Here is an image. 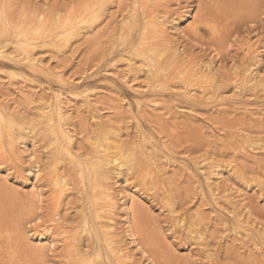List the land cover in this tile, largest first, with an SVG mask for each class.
<instances>
[{"label":"bare ground","instance_id":"1","mask_svg":"<svg viewBox=\"0 0 264 264\" xmlns=\"http://www.w3.org/2000/svg\"><path fill=\"white\" fill-rule=\"evenodd\" d=\"M49 1L47 9H38L34 13L24 5L16 18L11 15L9 9H12L11 6H16L18 0H0V39L5 35L11 36L10 39L0 40V56L16 62L24 61L33 69L41 70L49 76L59 77L60 82L64 84L68 82V79L63 76L62 70L53 69L46 63L42 54L39 55L40 48H47L53 51V54L55 52L60 55L74 48L75 42L79 39L83 40V37H86L84 40L97 37L96 28L102 24L101 20L105 13L116 0H51L50 3ZM181 1L183 0H175L174 3H171V0L118 1L117 4L123 16L120 20L122 30L126 31L123 36L127 38L134 30H138V27H142L139 29V36L130 46V51L124 55L128 71H146L148 78L158 86L172 75L179 76L186 83L183 94L192 99L197 97L195 89H200L199 94L207 99L210 98L209 100L224 97L225 92L219 90L220 73L210 64L199 65L193 61L194 65L192 62V65L187 68H174L182 62L179 52L182 45L176 46L177 34L189 36L197 29V22L198 20L201 22L203 17V24L213 29V38L219 37L220 26L226 25L222 24L224 16H227L226 20H229V16L237 15L238 12L243 14L246 11L253 19L263 8L264 5L259 6L264 4V0H243L244 5L240 6V9L238 6L228 7L227 11H223V7L219 4L224 0H213L200 19L191 7L190 10L186 9L185 16H182L184 19L193 17L189 22L188 30L180 28L179 18L170 20V6L174 4L173 6L180 7ZM239 1L242 2V0ZM225 2L231 6L229 2H236V0H225ZM23 3L27 4L24 0ZM139 12L142 14L138 15ZM172 35L175 37L172 38ZM223 41L216 43L223 46ZM218 47L215 46L219 49ZM242 48L247 51L248 59L251 60L245 65L242 74L237 72L240 70L239 65H234L237 83L235 87L243 85L246 91L261 87L259 91H263L264 77L260 75V62L264 61L262 58L264 48L259 50V47L254 45H246ZM137 61H140L139 67L135 66ZM168 63L171 64L170 68ZM173 69L180 70L171 74ZM185 71L190 73L184 75ZM127 76V73L122 74V77ZM13 78L15 76L12 73L10 79L13 80ZM93 92L85 91L83 101L59 92L41 97L36 105V113L31 118L20 109L11 111L8 107L9 111L5 113L3 111L6 109L0 104V188L7 184L10 188L8 192L17 195V197L13 196L16 201L26 204L31 200L34 204L33 207L27 204L25 209L15 211L12 209L10 213L0 204V264H61V262L66 264H144V261L146 264H165L167 249L164 250L166 253L158 251L161 249V244L158 245L161 240L155 245L154 243L160 237H157L156 232L152 230L148 233L150 224L142 223L147 214L145 210H148L144 207L143 201L148 198V195L155 196L149 191H155L156 194L160 191L163 194L164 206L166 203L170 204L169 213L173 229L176 227L184 229L194 242H200L204 248L206 247L205 231L198 226L202 221L201 217H204L203 211L195 213L189 220L185 213L176 212L173 182L178 180L177 174L180 173L172 172L171 174L167 167L161 166L159 160L161 161L165 156L161 148L165 143L158 142L159 140L153 138L150 133L143 131L145 129L142 130L138 123L135 139L125 142L129 132L125 133L121 124L113 117L103 118L97 113L100 108L95 107L98 99L91 98ZM21 93L28 94L25 90H21ZM151 99L152 102H156L153 98ZM27 102L30 103L33 100H27ZM81 102L84 104L79 105ZM121 106L124 105L118 103L114 111ZM80 108L86 112L84 117ZM166 109V113L172 114L171 121L176 126L175 129L181 124L188 126L186 121H177L175 111L170 105H167ZM117 113L121 114L122 111L119 110ZM171 116L166 120H170ZM248 116L254 122L262 123L263 121L262 118L254 117L253 114ZM133 118L137 119L136 116ZM79 119H89L96 128V130H90L89 137L85 138L89 155L79 151L83 144H77L75 130L77 123L80 122ZM238 123L240 124L239 121ZM238 123L236 120L235 124L238 125ZM245 124L238 126L239 129L248 128L245 127L248 124ZM259 131L264 133V129ZM210 132L212 135L216 134L215 131ZM24 133L27 135L24 136ZM195 134L197 136V133ZM3 135H6V138ZM206 140L210 144L211 140ZM228 144L232 145L231 147L236 151L249 154L255 149L264 151V134L256 140L250 135L235 133L229 137ZM210 151L208 150L207 156L202 157L197 163L204 174L211 195L218 201L217 204L220 200H225L230 204L240 205L243 198H240V193L237 194L233 185L227 183L230 177L234 176V170L238 164L230 161L226 167L222 168V163L215 158V155L214 157L210 155ZM45 156L48 162L43 164ZM165 157L167 159V156ZM169 158L173 159L171 156ZM173 162H175L174 159ZM60 164H63L64 168L67 166L70 170H63L62 166L59 167ZM11 169L14 171L11 172ZM136 169H140L141 175L135 174ZM17 170H20V174ZM73 170L77 175L72 176V172L70 174ZM127 170L134 171L132 173L134 176L142 177L140 180H143V189L138 185V187L129 185L126 179L121 180L120 177L113 181V173L121 175ZM184 170H189L188 177L190 175L193 178L197 177L188 167ZM226 172L230 177L229 175L228 178L224 177ZM72 177L79 178L77 180L79 184H75L74 187ZM84 178L89 183L90 193L86 196L91 208L90 214L85 213L82 203L80 204L82 209L79 212L82 219L67 224L61 214L60 205L54 209L51 206L55 202L61 203L68 191L73 192V188L78 194H82L81 186L86 185ZM25 186L30 188L25 190ZM78 187H80L79 190ZM48 188L51 198L45 195ZM82 198L83 196L80 200ZM234 216L262 233L263 227L259 223L246 219V213H242V210L235 211ZM121 220L123 223L120 222ZM243 232L238 231L237 236L243 239ZM84 236L90 239L91 252H85L80 247V238ZM253 245L257 249H262L256 242H253Z\"/></svg>","mask_w":264,"mask_h":264},{"label":"rangeland","instance_id":"2","mask_svg":"<svg viewBox=\"0 0 264 264\" xmlns=\"http://www.w3.org/2000/svg\"><path fill=\"white\" fill-rule=\"evenodd\" d=\"M24 1L27 4H24L23 0H18L16 6H11L12 9H9V11L12 16L18 18L19 10L24 8V5L33 10L32 13L38 9L48 8V0ZM118 1L116 0L115 4L108 9L103 20H101L102 24L96 28L97 37L94 36L90 40H84L86 37H83V40L79 39L80 41L75 42L74 48L60 55L55 52L53 54V51L47 48H40L39 55L42 54L51 68L58 71L62 70L63 76L68 79V82H66L68 84L60 82L59 77L49 76L41 70L33 69L24 61L23 63L16 62L10 58L0 56V104L6 109L3 112L7 113L9 109L11 111L20 109L31 118L36 113V105L41 97L59 92L70 95V98H75L78 101L82 99L83 101L85 91L88 93L94 91L91 98L98 99L95 107H99L100 110L97 113L101 114L103 118L113 117L116 122L121 124L125 133L129 132L125 142L135 139V130L138 123L141 125L142 130L145 129L143 131L150 133L153 138L159 140L158 142L162 143L163 141L165 143L161 148V152L167 156V159L164 156L159 162L162 167H167L171 174L172 172L180 173L179 175L176 173L179 177L177 181L173 182L176 194V212H179V214L185 213L188 217L187 220H189L195 213L198 214L203 211L204 217H201L202 221L198 226L206 234L205 248L200 242L196 243L188 237L187 231L184 229H179L180 227L173 229L171 214L169 213L170 204L166 203L164 206L163 194L159 190L157 194L155 191H149L155 196L148 195L143 204L145 208L151 211L145 210V213H147L143 219L145 221L142 222L141 218L140 221L143 224L144 222L150 224L148 233L152 230L157 233H155L157 237H160L156 239L154 245L161 240L158 243V245L161 244V249H158V251L162 253L167 251L165 264H264V151L255 149L253 153L249 154L236 151L231 147L232 145L228 144L229 137L235 133L250 135L256 140L264 134L263 131H259L264 129V90L259 91L261 89L259 87L246 91L243 85L235 87L237 83L234 73L235 64L239 65L240 68L237 72L242 74L245 65L251 60L248 59V53L242 46L254 45L259 47V50L264 48V6L253 19L249 17L250 15L246 11L243 14L237 11V15L229 16V20H226L227 16H224L222 24L226 25L223 27L219 25L221 35L216 38H213V29L203 24V17L201 22L198 20L197 29L191 32L189 36H183L182 33L177 34L176 46L182 45L179 48L182 62L180 65H175L174 68H187L194 61L199 65L208 63L220 73L218 76L219 90L225 92L224 97L209 100L210 98L207 99L204 95L199 94L200 89L194 90L197 91L195 92L197 97L194 99L184 95L183 91L186 83L179 76L174 77L172 75L167 81L164 80L160 83L161 86H158V84L152 83L146 71H128L124 55L130 51V46L139 36V29L142 27H138V30H134L127 38L123 36L126 31L122 30L120 20L123 16L120 11L121 8L117 4ZM174 1L171 0V3H174ZM212 1L183 0L181 5L179 4L180 7L172 4L169 8V11H171L170 20L174 21L179 18L181 21L180 28L188 30L189 22L193 17L182 18V16H185L184 11L186 9L190 10L189 8L192 7L200 19L202 14L207 12V7ZM242 2L239 0L229 2L231 5L229 6L224 0L219 4L220 7H223V11H227L228 7L238 6L240 9V6L244 5L243 0ZM262 5L264 4L259 7H262ZM182 7L185 10L180 9ZM141 14V12L138 13V15ZM174 37L175 35H172V38ZM10 38L11 36L5 35L0 40ZM220 41H223V46L217 45ZM215 46H219V49ZM262 58L264 59V56ZM260 63V75L264 77V61ZM168 64L170 68L171 64ZM139 65L140 61H137L135 66L139 67ZM179 70L173 69L170 73L175 74ZM12 73L15 76L13 80L10 79ZM123 73H127L128 76L122 77ZM189 73V71H185L183 74ZM127 81L130 82L127 83ZM21 90L27 91L28 94H22ZM151 98L156 102H152ZM27 100H33V102L29 103ZM118 103L124 106L114 111ZM82 104L84 103H79V105ZM167 105H170L175 111L177 121H186L188 126L179 123L181 125L175 129L176 126L171 121L173 120L172 114L166 113ZM80 109L84 117L86 112L83 108ZM119 110L122 111L121 114L117 113ZM249 114H253L257 119L262 118V123L250 120ZM134 116L137 117V121L134 120ZM170 116L171 119L166 120ZM241 117H245L243 122ZM236 120L240 124L236 125ZM79 121L75 130L77 144L84 145L79 148V151L86 152L85 155H89V151L85 146L87 142L85 138L89 137L90 130H96V128L89 119H79ZM242 123L248 128L240 130L238 126ZM210 131H215L216 134L212 135ZM28 133L31 135L30 131ZM25 135L27 134L24 133ZM3 137L6 138V135H3ZM206 139L211 140L212 144L211 142L209 144ZM195 145L203 149L195 148L197 147ZM207 149L215 152L210 151L209 153L213 157L215 155V158L222 163V168L226 167L230 161H235L238 164L236 170H234V176L230 177L229 173L226 172L224 177L228 178L229 175L230 180L227 183L233 185L237 194L240 193V198H243L240 205H233L225 200H220V203L217 204L218 201L211 195L204 174L197 163L202 157L207 156ZM170 156L175 162L169 158ZM40 157L42 158V156ZM46 162H48L47 156L44 157L43 164H46ZM60 166L63 170H70L67 166L64 168L63 164H60ZM187 167L195 173L196 178L191 175L187 176L189 170H184ZM13 171L11 169V172ZM17 173L20 174V170H17ZM132 173L134 171L131 170H127L121 175H114L113 173L112 179L114 181V179L120 177L121 180L126 179L129 185H138L139 188L143 189V180H140L142 177L137 176L138 174L141 175L140 169H136L135 174L137 175L135 176L137 177ZM70 174L72 176L77 175L75 170L70 171ZM76 178L72 177V181L74 180L73 187L79 182H77L79 178ZM8 187L5 184V187L0 188V204L4 209L10 213L12 209L14 211L25 209L27 204L33 207L34 204L31 200L29 202L26 200V204L16 201L13 196L17 197V195L8 192V189H10ZM25 187V190L30 188ZM79 189L80 187H78ZM72 191L73 194L67 192L61 203L53 202L54 204L51 206L54 209V207L60 205L61 214L67 224L82 219L79 213L82 209L80 204H84V211L87 214H90L91 209L86 196L90 193L88 180H86L85 186H81L80 191L82 194H78L74 188ZM199 191L204 192V196H201L203 194ZM45 195L47 198L52 197L49 188ZM81 195L83 196L82 200H80ZM237 210L246 213V219L259 223L263 227L262 233L257 228L237 220L234 216ZM120 222L123 223L122 220ZM238 231L240 233L244 231L243 239L237 236ZM164 236H167V239ZM80 241L82 250L91 252L90 239L84 236L80 238ZM253 242L259 244L262 249L255 248ZM131 246L132 249L133 245L131 244ZM165 249L167 250L164 251ZM137 257L140 259V256L137 255ZM61 264L66 263L61 262ZM144 264H146L145 261Z\"/></svg>","mask_w":264,"mask_h":264}]
</instances>
